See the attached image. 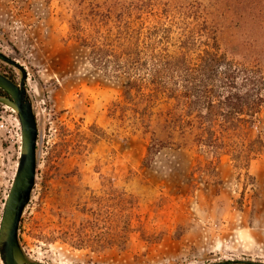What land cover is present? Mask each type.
<instances>
[{"label":"rangeland","instance_id":"1","mask_svg":"<svg viewBox=\"0 0 264 264\" xmlns=\"http://www.w3.org/2000/svg\"><path fill=\"white\" fill-rule=\"evenodd\" d=\"M71 1L0 0V51L27 70L39 128L36 185L19 227L28 257L45 264L264 263V149L248 173L222 155L219 175H211L207 165L197 167V156L209 157L205 150L165 148L145 165L147 141L126 139L127 130L109 116L121 83L94 69L87 51L69 39ZM194 1L212 10L227 54L264 73V0ZM6 65L0 62V72L19 83L21 72ZM258 134L264 136V110L252 132ZM21 138L17 114L0 106V223ZM104 178L135 197L134 230L123 248L76 249L65 233L85 224L86 202L99 207L91 196H101ZM89 235L93 247L102 243Z\"/></svg>","mask_w":264,"mask_h":264},{"label":"trees","instance_id":"2","mask_svg":"<svg viewBox=\"0 0 264 264\" xmlns=\"http://www.w3.org/2000/svg\"><path fill=\"white\" fill-rule=\"evenodd\" d=\"M69 11V39L87 51L94 69L121 83L109 116L127 130L126 139L147 141L145 165L165 148L205 150L209 157L197 156V167L207 165L211 175H219L222 155L248 173L264 149V136L252 135L264 110V73L227 54L208 6L194 0H72ZM3 74L16 82L13 73ZM104 180L101 196H91L99 207L86 202L85 224L65 233L76 249L123 248L134 230L135 197ZM89 233L102 242L98 247L89 244Z\"/></svg>","mask_w":264,"mask_h":264},{"label":"water","instance_id":"3","mask_svg":"<svg viewBox=\"0 0 264 264\" xmlns=\"http://www.w3.org/2000/svg\"><path fill=\"white\" fill-rule=\"evenodd\" d=\"M0 60L17 68L22 78L15 82L0 72V104L11 108L21 126V155L17 172L9 191L0 223V258L3 264H45L31 261L19 239L22 216L31 201L36 185L37 145L39 128L30 94L27 89L28 72L15 59L0 51ZM214 264H264L252 260H229Z\"/></svg>","mask_w":264,"mask_h":264},{"label":"crops","instance_id":"4","mask_svg":"<svg viewBox=\"0 0 264 264\" xmlns=\"http://www.w3.org/2000/svg\"><path fill=\"white\" fill-rule=\"evenodd\" d=\"M98 144H99V146H109V148H110V146H111V144L110 143H103V142H98ZM127 147H125V149H126ZM230 160V159H229ZM230 163H231V161H229ZM93 180V185L91 184V186L93 187V188H95L96 186H99V182H98V180L97 179H92ZM211 203V202H210ZM202 216H205V215H202ZM169 229H170V233H172L173 231H171L172 230V225L169 227ZM165 239L167 240V241H170L171 240V236L169 235V236H165Z\"/></svg>","mask_w":264,"mask_h":264}]
</instances>
